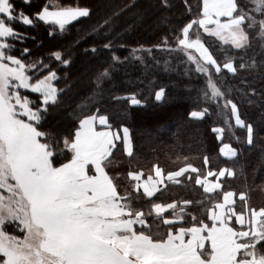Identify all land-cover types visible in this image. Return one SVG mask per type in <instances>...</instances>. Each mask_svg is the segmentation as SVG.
<instances>
[{"label":"snow or ice","instance_id":"obj_1","mask_svg":"<svg viewBox=\"0 0 264 264\" xmlns=\"http://www.w3.org/2000/svg\"><path fill=\"white\" fill-rule=\"evenodd\" d=\"M184 3L186 22L170 27L149 47L131 48L123 60L113 51L112 16L71 47L91 36L111 53L112 64L95 73L96 94L110 78L109 69L128 59L146 65L145 57L156 60L157 52H165L194 65V73L204 80L199 99L205 106L189 111L188 117L203 119L215 107L226 114L227 126L212 128L216 139L222 141L225 131L235 135L233 129L239 128L251 145L254 125L242 118L231 88L223 85L230 76L257 66L242 57L237 63L234 53L251 46L252 33L264 43V0H198L195 9L190 0ZM156 6L163 12L173 5L157 0ZM91 15L89 6L79 4L55 10L43 6L29 14L17 10L14 0H0V264H264V207H252L246 192L237 198L226 186L235 176L233 168H213L205 155L203 171L191 163L169 170L168 181L180 184L187 175L203 189L202 198L158 201L162 168L153 165L155 175L147 179L134 169L126 174L116 170L117 151L129 157L134 153L130 129L113 131L110 116L91 103L93 97L76 106L70 124L50 122L64 106L67 88L59 85L67 79L72 55L56 46L38 56L28 47L17 48L16 42L26 37L16 25L43 22L63 33ZM165 22L171 23L168 18ZM48 34L54 39L57 31ZM209 38L220 47L209 45ZM118 46L127 48L125 43ZM100 50L94 42L83 53ZM148 84L161 101L165 89ZM113 99L143 104L136 93ZM220 154L236 157L238 152L223 144Z\"/></svg>","mask_w":264,"mask_h":264},{"label":"trees","instance_id":"obj_2","mask_svg":"<svg viewBox=\"0 0 264 264\" xmlns=\"http://www.w3.org/2000/svg\"><path fill=\"white\" fill-rule=\"evenodd\" d=\"M48 2L58 8L79 4L92 9L90 18L81 19L80 23H74L63 33L59 32L58 26L43 22L32 27L16 25L26 37L22 43L16 42L17 48L28 47L34 56H38L56 46L67 49L72 55L73 63L67 72V79L59 85L67 88L62 97L64 106L54 111L49 118L53 125L70 124L76 106L86 102L88 97H93L91 103L100 106L102 112L110 116L113 129L121 126L130 129L134 153L131 157L119 151L115 153L117 171L126 174L134 169L148 175L152 173L153 165H158L166 174L185 163H191L203 171V158L208 155L213 168L220 166L234 169L235 176L226 181V186L230 185L237 195L240 191L246 192L252 207H264V43L255 33H252L251 46L234 54L237 63L241 57L249 64L254 60L256 68L241 70L239 75L230 76L227 84L223 85L231 88L232 98L239 105L242 118L254 125V140L249 145L245 131L239 128L233 129L235 135L225 131L222 141L216 139L212 128L227 126L224 123L226 114L215 107L203 119L188 117L189 111L205 106L199 99L204 80L194 73V65L181 62L165 52H157L156 60L145 57L146 65L139 60L128 59L109 69L110 78L105 80L102 89L96 94L93 83L95 73L112 64L111 53L102 49L103 41L91 36L78 46L71 47L75 40L87 35L92 26L112 16L115 29L112 37L116 38L117 44L113 51L123 60L131 48L139 44L149 47L159 41L170 27L186 22L184 0H171L172 8L163 12L157 8V0H32L30 5L22 3V0H14L17 10L23 8L29 14L43 6L49 7ZM197 2L190 0L193 9ZM116 13L119 15H114ZM165 18L171 23L165 22ZM53 28L57 31L54 39L48 34ZM94 42L101 50L95 55H85L83 49ZM120 43H125L127 48L119 47ZM207 43L214 48L220 47L215 38H209ZM217 55L220 53L217 52ZM149 81L154 82L155 87L165 89L161 101L154 99V90L148 84ZM253 88L255 94L252 93ZM131 93H136L143 101L141 106H129L126 100L113 99L114 96ZM236 136L240 137V142H237ZM222 144L237 149L238 155L223 157L220 154ZM202 195L203 189L195 185L194 180L189 182V178H183L180 184L166 183L160 189L157 200H199Z\"/></svg>","mask_w":264,"mask_h":264},{"label":"crops","instance_id":"obj_3","mask_svg":"<svg viewBox=\"0 0 264 264\" xmlns=\"http://www.w3.org/2000/svg\"><path fill=\"white\" fill-rule=\"evenodd\" d=\"M112 130L113 131H116V132H120V130H121V128H119V129H113L112 128ZM121 135H122V132H121ZM223 145V144H222ZM222 145L220 146V148L222 147ZM222 155V154H221ZM223 156V155H222ZM223 157H225V158H232V157H226V156H223ZM178 170V169H177ZM142 173V172H141ZM164 174V177H165V179H164V182L161 184V185H158V187L160 188V189H162L164 186H165V184L166 183H168V182H172V181H168L167 179H166V175H167V173L165 174V173H163ZM206 174V173H205ZM149 175H155V173L152 171V173L151 174H148V175H144L143 173H142V179H147V177L149 176ZM183 178H189L187 175H183L180 179H183ZM213 178L212 177H209V180H212ZM237 198H238V195H237ZM240 205L238 204V207H239Z\"/></svg>","mask_w":264,"mask_h":264},{"label":"rangeland","instance_id":"obj_4","mask_svg":"<svg viewBox=\"0 0 264 264\" xmlns=\"http://www.w3.org/2000/svg\"><path fill=\"white\" fill-rule=\"evenodd\" d=\"M49 4V10H55V9H57L58 7L56 6V5H53L52 3H50V2H48ZM50 6H51V8H50Z\"/></svg>","mask_w":264,"mask_h":264}]
</instances>
